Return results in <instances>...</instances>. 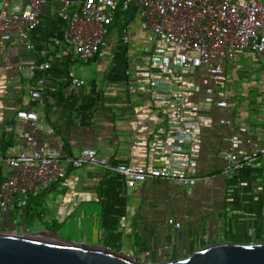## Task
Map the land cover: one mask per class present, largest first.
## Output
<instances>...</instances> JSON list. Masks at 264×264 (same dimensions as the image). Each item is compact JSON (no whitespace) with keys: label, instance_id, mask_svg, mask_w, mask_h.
<instances>
[{"label":"crops","instance_id":"1","mask_svg":"<svg viewBox=\"0 0 264 264\" xmlns=\"http://www.w3.org/2000/svg\"><path fill=\"white\" fill-rule=\"evenodd\" d=\"M56 8H41L31 35L33 52L17 43L0 48L1 150L20 142L22 125L14 112L28 106L39 115L38 147L54 146L67 157L89 147L110 166L165 168L201 181L190 186L147 181L128 188L114 171L71 168L64 161V178L28 198V216L35 215L52 231H72L81 242L142 256L144 263L181 259L213 242L263 241L264 158L233 175L220 173L230 134L241 151L264 147V68L258 59L249 61L254 54L239 53L225 65L221 84L211 87L201 71L182 70L177 52L163 39L151 41L131 30L130 43L117 45L109 65L96 59L82 64L64 45L53 43L62 30L54 18ZM44 62L50 65L47 70L17 77V65ZM68 71L86 80L88 89L71 87ZM36 76L47 82L40 105L24 93ZM217 100L226 101L227 110L215 107ZM178 102L184 111L176 122ZM219 119H229L231 127ZM168 218L180 229L171 231ZM9 219L14 221L15 214H0V232L19 233ZM165 244L168 249H162Z\"/></svg>","mask_w":264,"mask_h":264},{"label":"built area","instance_id":"2","mask_svg":"<svg viewBox=\"0 0 264 264\" xmlns=\"http://www.w3.org/2000/svg\"><path fill=\"white\" fill-rule=\"evenodd\" d=\"M25 3L22 9L18 3ZM56 5L55 20L62 25L55 45L62 44L82 64L99 60L109 65L117 54V45L128 46L131 30L151 41L163 39L167 48L177 52L182 70H199L205 84L217 87L223 80L226 64L234 62L241 52L258 56L264 68V0H0V48L14 43L33 52L31 35L39 24L41 8ZM124 18V23H119ZM39 65H17V77L43 72L49 68ZM71 87L86 90V80L68 71ZM66 86H68L66 84ZM27 98L36 104L45 97V77L36 76L25 86ZM215 107L227 110L224 100L214 101ZM184 104L178 102L173 119L183 116ZM14 116L22 125L20 142L3 152L0 148V214L13 213L12 227L20 221L21 211L30 196L62 180L63 162L71 168L83 165L114 171L133 188L147 181H162L182 186L199 183L201 178L165 168L145 165L119 164L110 166L107 158L96 157V152L82 148L77 155L67 157L54 146L38 147V112L30 107H19ZM220 125L231 127L229 119H219ZM0 124L2 118L0 115ZM224 176L233 175L246 165L264 158V147L241 151L233 135L225 138L221 151ZM171 231L180 229V223L168 218ZM172 240V239H171ZM165 244L162 249H168Z\"/></svg>","mask_w":264,"mask_h":264},{"label":"water","instance_id":"3","mask_svg":"<svg viewBox=\"0 0 264 264\" xmlns=\"http://www.w3.org/2000/svg\"><path fill=\"white\" fill-rule=\"evenodd\" d=\"M0 264H264L260 243L213 242L181 259L139 262L125 254L90 244L61 239L52 230L0 232Z\"/></svg>","mask_w":264,"mask_h":264},{"label":"rangeland","instance_id":"4","mask_svg":"<svg viewBox=\"0 0 264 264\" xmlns=\"http://www.w3.org/2000/svg\"><path fill=\"white\" fill-rule=\"evenodd\" d=\"M258 59V56L257 55H254V59L252 58V60H249L250 62H256ZM90 65H94L93 63H91ZM27 209H25L26 211ZM40 221V220H39ZM37 220V217L35 215H31L30 217L27 216L26 218H24V220L22 221V223L24 224V227L26 229L27 232H30V233H34V232H37V231H41V230H44V229H47V230H53L52 227H50V225H45V224H41ZM13 222V219H9L8 223L9 224H12ZM18 226L20 227V221L18 222ZM47 226V227H46ZM52 228V229H49V228ZM20 229V228H19ZM57 232L61 239H65V240H68L70 242H73V243H78V244H83L84 242H81L80 240V237H76L74 234H72V231L71 232H61V229L59 231H55ZM258 234H260V231L257 232ZM264 239V237H263ZM74 240H77V241H74ZM264 241V240H263ZM223 242V241H222ZM226 242H229V241H226ZM262 242V241H260ZM260 242H257V243H260ZM232 243V242H231ZM84 244H90V243H84ZM91 245V244H90ZM97 246V245H95ZM98 247H101V246H98ZM102 248H105V247H102ZM197 250V249H196ZM195 251V250H194ZM192 253V252H191ZM124 254V253H122ZM190 254V253H189ZM188 254V255H189ZM133 259H136L137 261L141 262L142 261V256L140 257V259H137L135 256L136 255H128V254H125ZM187 256V255H186ZM185 256V257H186ZM164 262V261H162Z\"/></svg>","mask_w":264,"mask_h":264},{"label":"trees","instance_id":"5","mask_svg":"<svg viewBox=\"0 0 264 264\" xmlns=\"http://www.w3.org/2000/svg\"><path fill=\"white\" fill-rule=\"evenodd\" d=\"M24 93H25V90H24ZM26 206L21 211V222L24 220V218H26L28 216L27 212L25 211Z\"/></svg>","mask_w":264,"mask_h":264}]
</instances>
